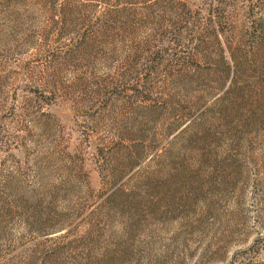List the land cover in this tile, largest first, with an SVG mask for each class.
Returning a JSON list of instances; mask_svg holds the SVG:
<instances>
[{
    "label": "rangeland",
    "instance_id": "1",
    "mask_svg": "<svg viewBox=\"0 0 264 264\" xmlns=\"http://www.w3.org/2000/svg\"><path fill=\"white\" fill-rule=\"evenodd\" d=\"M169 1L0 0V264H264V123L169 131Z\"/></svg>",
    "mask_w": 264,
    "mask_h": 264
},
{
    "label": "trees",
    "instance_id": "2",
    "mask_svg": "<svg viewBox=\"0 0 264 264\" xmlns=\"http://www.w3.org/2000/svg\"><path fill=\"white\" fill-rule=\"evenodd\" d=\"M169 2L165 108L168 114H189L172 120L169 131L215 129L218 119L229 124L235 113L247 115L235 116L237 121L264 123V0H207L195 7L186 1ZM238 62L258 74L252 82H237ZM211 78L216 86L208 85Z\"/></svg>",
    "mask_w": 264,
    "mask_h": 264
}]
</instances>
